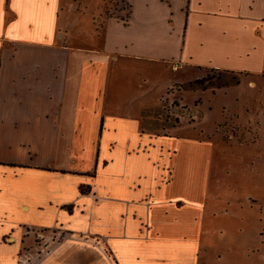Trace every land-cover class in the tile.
Here are the masks:
<instances>
[{"label": "crops", "instance_id": "crops-1", "mask_svg": "<svg viewBox=\"0 0 264 264\" xmlns=\"http://www.w3.org/2000/svg\"><path fill=\"white\" fill-rule=\"evenodd\" d=\"M113 1L0 0V264H207L245 237L210 198L213 144L143 128L170 83L127 66L236 73L260 122L264 0Z\"/></svg>", "mask_w": 264, "mask_h": 264}, {"label": "rangeland", "instance_id": "rangeland-1", "mask_svg": "<svg viewBox=\"0 0 264 264\" xmlns=\"http://www.w3.org/2000/svg\"><path fill=\"white\" fill-rule=\"evenodd\" d=\"M122 10H126L122 14L126 18L129 6L114 0L108 14L120 16ZM85 48L101 52V35L95 45H85ZM127 68L152 75L163 86L170 83L162 96L161 110L148 111L142 127L159 130L168 125L174 127L178 137L192 136L211 142L214 157L210 198L214 204L222 203L224 212L243 216L238 218L237 225H244L245 237L225 236L218 246L221 249L211 252L207 264H264L263 254L252 253V248L261 252L264 249V117L258 121L261 110L254 103H250V109L247 105L244 108L243 104L237 105L236 98L241 92L235 87L239 83L235 82H240V76L149 62ZM243 88L250 98L254 95L248 85ZM251 228L254 236L246 238ZM240 238H243L241 242ZM61 239H45L48 243H44L40 236L36 244L58 245ZM216 249L220 251L219 259H216L219 256Z\"/></svg>", "mask_w": 264, "mask_h": 264}, {"label": "trees", "instance_id": "trees-1", "mask_svg": "<svg viewBox=\"0 0 264 264\" xmlns=\"http://www.w3.org/2000/svg\"><path fill=\"white\" fill-rule=\"evenodd\" d=\"M239 83L238 80L235 82V84Z\"/></svg>", "mask_w": 264, "mask_h": 264}]
</instances>
